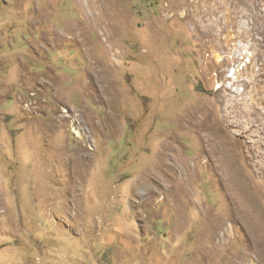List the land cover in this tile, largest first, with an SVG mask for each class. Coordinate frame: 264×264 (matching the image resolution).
<instances>
[{"label": "rangeland", "instance_id": "374dc122", "mask_svg": "<svg viewBox=\"0 0 264 264\" xmlns=\"http://www.w3.org/2000/svg\"><path fill=\"white\" fill-rule=\"evenodd\" d=\"M0 264H264V0H0Z\"/></svg>", "mask_w": 264, "mask_h": 264}, {"label": "bare ground", "instance_id": "6f19581e", "mask_svg": "<svg viewBox=\"0 0 264 264\" xmlns=\"http://www.w3.org/2000/svg\"><path fill=\"white\" fill-rule=\"evenodd\" d=\"M259 228V227H258Z\"/></svg>", "mask_w": 264, "mask_h": 264}]
</instances>
